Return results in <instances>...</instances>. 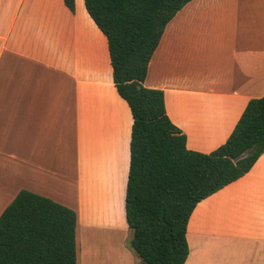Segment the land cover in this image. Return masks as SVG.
<instances>
[{"label": "crops", "instance_id": "1", "mask_svg": "<svg viewBox=\"0 0 264 264\" xmlns=\"http://www.w3.org/2000/svg\"><path fill=\"white\" fill-rule=\"evenodd\" d=\"M143 85L163 91L187 149L214 151L264 95V0L185 4ZM131 126L83 0L74 13L63 0H0V214L21 190L47 197L77 215L76 264H143L124 209ZM186 239L184 264H264V153L195 206Z\"/></svg>", "mask_w": 264, "mask_h": 264}, {"label": "trees", "instance_id": "2", "mask_svg": "<svg viewBox=\"0 0 264 264\" xmlns=\"http://www.w3.org/2000/svg\"><path fill=\"white\" fill-rule=\"evenodd\" d=\"M190 1L83 0L107 40L113 84L132 116L124 209L129 246L143 264H184L195 206L264 153V95L249 100L227 140L205 154L187 149L163 91L143 85L165 26ZM63 3L74 13L75 0ZM76 223L72 209L21 190L0 214V264H76Z\"/></svg>", "mask_w": 264, "mask_h": 264}, {"label": "water", "instance_id": "3", "mask_svg": "<svg viewBox=\"0 0 264 264\" xmlns=\"http://www.w3.org/2000/svg\"><path fill=\"white\" fill-rule=\"evenodd\" d=\"M245 153L244 154H242V155H240L239 157H237L236 159H234V162H236V161H238L239 159H241V158H243V157H245Z\"/></svg>", "mask_w": 264, "mask_h": 264}, {"label": "rangeland", "instance_id": "4", "mask_svg": "<svg viewBox=\"0 0 264 264\" xmlns=\"http://www.w3.org/2000/svg\"><path fill=\"white\" fill-rule=\"evenodd\" d=\"M102 250H103V251H108V248L104 247V248H102ZM99 257H105V256L99 253ZM111 257H113V256H111ZM141 264H142V263H141Z\"/></svg>", "mask_w": 264, "mask_h": 264}]
</instances>
